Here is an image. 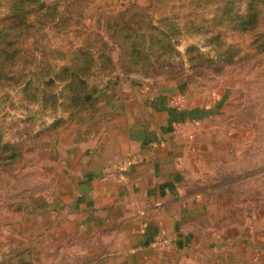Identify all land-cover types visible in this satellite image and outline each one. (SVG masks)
I'll return each instance as SVG.
<instances>
[{
	"label": "rangeland",
	"instance_id": "rangeland-1",
	"mask_svg": "<svg viewBox=\"0 0 264 264\" xmlns=\"http://www.w3.org/2000/svg\"><path fill=\"white\" fill-rule=\"evenodd\" d=\"M246 1L234 12L247 14ZM9 3L0 0V30L21 23ZM222 4L39 0L24 31L11 32L13 56L0 51V264L91 261L46 238L38 206L61 185L60 138L124 77L183 84L212 109L222 101L199 125L207 163L193 186L216 214L264 239V0L257 27L246 30L224 24ZM131 45L139 58L125 56Z\"/></svg>",
	"mask_w": 264,
	"mask_h": 264
},
{
	"label": "crops",
	"instance_id": "crops-1",
	"mask_svg": "<svg viewBox=\"0 0 264 264\" xmlns=\"http://www.w3.org/2000/svg\"><path fill=\"white\" fill-rule=\"evenodd\" d=\"M148 80L122 78L60 138L61 185L38 206L46 238L87 264H264V239L193 186L207 163L199 125L222 101L212 109L183 84Z\"/></svg>",
	"mask_w": 264,
	"mask_h": 264
},
{
	"label": "trees",
	"instance_id": "trees-1",
	"mask_svg": "<svg viewBox=\"0 0 264 264\" xmlns=\"http://www.w3.org/2000/svg\"><path fill=\"white\" fill-rule=\"evenodd\" d=\"M8 1V0H7ZM236 0H222V7L221 10L223 11V22L226 26H230V24H233L235 27L240 28L242 30L250 29L253 27H257L258 20H259V14H257V10H260L261 2L263 3V0H247V14H240L238 12H234V4ZM9 10L13 13H11V16H15L21 23H19L18 27H16L13 23L11 25L9 24L4 29L0 30V51L2 56L8 57L13 56L11 53H9V47L12 45V42L15 41V39H12L11 32L17 30L24 31L26 25V17L32 12V8H34L35 4L39 2V0H9ZM24 24V25H23ZM20 32L19 34L16 33V35L13 36V38H19L21 36ZM14 40V41H13ZM125 56H128L130 58L137 59L140 57L141 52L138 51L135 47V45H131V47H122ZM69 85L74 83V78L69 79ZM89 99V96L84 95L81 97H76L75 100H78L79 104H82V99Z\"/></svg>",
	"mask_w": 264,
	"mask_h": 264
},
{
	"label": "built area",
	"instance_id": "built-area-1",
	"mask_svg": "<svg viewBox=\"0 0 264 264\" xmlns=\"http://www.w3.org/2000/svg\"><path fill=\"white\" fill-rule=\"evenodd\" d=\"M156 243H159V244H168L169 243V240L166 239V238H163V239H159Z\"/></svg>",
	"mask_w": 264,
	"mask_h": 264
},
{
	"label": "water",
	"instance_id": "water-1",
	"mask_svg": "<svg viewBox=\"0 0 264 264\" xmlns=\"http://www.w3.org/2000/svg\"><path fill=\"white\" fill-rule=\"evenodd\" d=\"M41 5H43V3ZM21 261H22V259H21ZM21 264H25V263H21Z\"/></svg>",
	"mask_w": 264,
	"mask_h": 264
}]
</instances>
